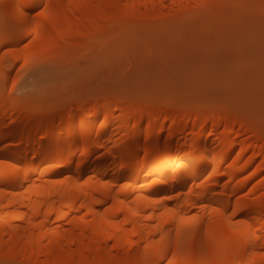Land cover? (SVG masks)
Listing matches in <instances>:
<instances>
[{
  "label": "bare ground",
  "instance_id": "6f19581e",
  "mask_svg": "<svg viewBox=\"0 0 264 264\" xmlns=\"http://www.w3.org/2000/svg\"><path fill=\"white\" fill-rule=\"evenodd\" d=\"M199 25L264 34V8L0 0V264H264V123L244 106L25 99L23 72L73 57L86 38L98 55Z\"/></svg>",
  "mask_w": 264,
  "mask_h": 264
},
{
  "label": "rangeland",
  "instance_id": "374dc122",
  "mask_svg": "<svg viewBox=\"0 0 264 264\" xmlns=\"http://www.w3.org/2000/svg\"><path fill=\"white\" fill-rule=\"evenodd\" d=\"M201 26L147 33L136 44H114L107 53L102 46L104 49L98 48V55L97 52L86 54V38L79 54H75L81 53L80 59L69 54L72 59H68L67 52H61L54 57L58 56V60L36 61L23 72L22 82L28 84L27 106L38 101L56 102L55 106H61V101L67 99H73L76 104V101L108 94L122 100L129 98V101L141 98L140 103L152 105L170 99L174 102L190 99L196 104L197 101L211 103L216 108L225 104L239 110L244 106L239 110L244 111V119L257 118L264 123L261 100H264V34L242 30L224 34L222 26L218 29L208 25V30L207 25ZM241 73L246 77L242 78ZM238 75L241 82L236 81L240 80ZM247 95L250 100L252 96V101H248ZM255 97L260 99L258 106ZM247 105L253 109V115Z\"/></svg>",
  "mask_w": 264,
  "mask_h": 264
},
{
  "label": "snow or ice",
  "instance_id": "6c2138e0",
  "mask_svg": "<svg viewBox=\"0 0 264 264\" xmlns=\"http://www.w3.org/2000/svg\"><path fill=\"white\" fill-rule=\"evenodd\" d=\"M261 7L264 8V0H261ZM45 9H47V5H45ZM36 35L39 36L40 35V32L37 31ZM34 39H35V37H34ZM29 43H31V41ZM168 264H173L172 260H169L168 261Z\"/></svg>",
  "mask_w": 264,
  "mask_h": 264
}]
</instances>
